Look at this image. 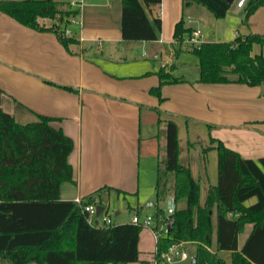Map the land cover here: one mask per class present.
I'll list each match as a JSON object with an SVG mask.
<instances>
[{
	"label": "crops",
	"instance_id": "0c3cea01",
	"mask_svg": "<svg viewBox=\"0 0 264 264\" xmlns=\"http://www.w3.org/2000/svg\"><path fill=\"white\" fill-rule=\"evenodd\" d=\"M57 1L79 9L61 24L65 35L76 40L68 48L55 32L35 30L0 10V107L20 123L36 121L40 115L54 117L52 124L73 139L69 162L74 181L62 184L63 199L87 197L109 185L127 193L94 196L106 210L111 211L112 200L119 198L132 202V214L140 209L143 212L150 202L154 205L170 119L178 126L179 160L190 167L199 182L202 205L210 187L218 183V150L213 138L244 157L264 156V83L200 82L199 58L191 52L192 44L187 40L179 44L174 37L175 24L182 17L187 26L201 32L200 41H231L238 35L264 34V6L245 22L239 0L224 18H216L202 5L162 0L147 9L150 17L162 19L160 37L125 40L121 32L122 0ZM76 1L78 5L73 4ZM42 21L48 26L54 22ZM260 53L264 54V45L254 44L251 54ZM161 69L185 79L165 84L162 100L150 91L159 84ZM194 131L203 136L198 138ZM173 178L169 173L165 198L172 196L174 202ZM256 201L253 196L245 204ZM122 211L118 208L117 215ZM212 218L216 251L215 210ZM144 228L152 232L154 245L144 248L140 233V260L149 263L156 238L150 227ZM252 229L253 224L247 223L239 234L240 249ZM218 253L230 260V251Z\"/></svg>",
	"mask_w": 264,
	"mask_h": 264
},
{
	"label": "trees",
	"instance_id": "16d2710c",
	"mask_svg": "<svg viewBox=\"0 0 264 264\" xmlns=\"http://www.w3.org/2000/svg\"><path fill=\"white\" fill-rule=\"evenodd\" d=\"M162 0H122L121 32L125 40H155L162 31L160 16L150 17L148 8ZM235 0H183L185 5L205 6L216 18H224ZM264 0H245L243 20ZM0 10L21 24L38 31H53L68 48L75 38L65 35L61 24L67 11L57 0H0ZM52 19V25L42 20ZM194 28L182 17L175 24L174 37L181 44L192 37ZM254 44L264 45V34L238 35L231 41H202L191 45L199 58L200 77L204 83L238 82L249 86L264 83V54L252 55ZM180 48L176 49V55ZM230 74L237 77L232 78ZM159 84L151 92L162 100L165 84L183 82L171 71H159ZM73 89L70 86H64ZM56 118L40 115L38 120L20 123L0 107V264H127L139 262L140 233L144 228L131 221L111 226H94L73 199L61 197L64 182H73L69 155L73 139L52 122ZM166 155L156 181L154 230L159 232V251L174 243L195 242L194 264H264V156L247 158L212 139L218 150V183L210 187L204 205L200 203V184L190 167L179 160L178 126L168 120ZM173 174L175 209L167 215L161 205L168 193V174ZM105 192L125 191L105 185L85 197ZM127 193V192H125ZM257 201L249 206L245 201ZM216 211V245L213 251V212ZM142 213V210H139ZM174 220L172 228L161 225ZM247 223L253 229L240 249L239 234ZM230 251V260L219 255ZM148 264V261H141ZM191 264V263H188Z\"/></svg>",
	"mask_w": 264,
	"mask_h": 264
},
{
	"label": "built area",
	"instance_id": "2783aa9c",
	"mask_svg": "<svg viewBox=\"0 0 264 264\" xmlns=\"http://www.w3.org/2000/svg\"><path fill=\"white\" fill-rule=\"evenodd\" d=\"M245 0H239V5H243ZM201 32L199 30H194L192 33V37L188 38L187 41L191 44L198 45L202 41H200ZM82 208V210L87 214L88 221L94 226H111L113 225L112 221V212L106 210V207L103 206V210L98 213L97 206L102 205L101 202L94 200L92 203H85V197L78 196L74 198ZM175 207L171 206L167 209V215L174 212ZM131 222L135 224H140L143 227H150L153 230V233L156 238V242L159 237V232L154 230V214H146L142 216L139 211H136L132 214ZM169 222H165L161 225L162 231L166 232L168 230ZM187 242H179L174 243L168 249L164 251H159L157 246L155 247V251L153 252V256L150 259L148 264H188L191 263L193 255L189 253L186 248Z\"/></svg>",
	"mask_w": 264,
	"mask_h": 264
},
{
	"label": "rangeland",
	"instance_id": "374dc122",
	"mask_svg": "<svg viewBox=\"0 0 264 264\" xmlns=\"http://www.w3.org/2000/svg\"><path fill=\"white\" fill-rule=\"evenodd\" d=\"M73 4L78 5V2L76 1ZM71 6L72 5L70 3H68V4L64 3L62 7L67 11H72ZM70 15H73V13L66 14L65 17H69ZM79 18H81V17H79ZM196 129H199V127H197ZM194 134H195V136H198V138H201L203 136L200 131H198L197 133H196V131H194L193 135ZM209 140H210V138H209ZM183 156H184V153H183ZM162 164L163 163H160L161 167H163ZM173 203L174 202L172 201V196H168L161 202V205L166 210V208H168L169 206H172ZM129 205L133 206L132 202H130V200H128V199L119 198V199H113L112 200V203L110 205V210L113 211L112 212L113 214L111 217H112V221L114 224L118 223L119 221L128 220L129 218H131V216H132L131 214H132L133 209L130 208L131 206H129ZM118 208H123V211L120 215H116V210ZM144 208H145L144 211L141 213L142 216L146 215L149 212H155L156 208H157V203L154 200V205L144 206ZM143 229H145V228H143ZM143 229L141 231L142 232V234H141L142 245L144 248L149 247L152 249L153 245H154V243H153L154 239H152L153 236H150V235H152V232L148 233V232H146V229L145 230H143ZM147 231H150V230L148 229ZM187 243H186L187 250L189 251V253L195 255L196 245L187 244ZM211 249L214 250L213 243L211 245ZM222 257H224V256H222ZM224 258L227 260V257H224ZM134 264H142V263L139 261V262H135Z\"/></svg>",
	"mask_w": 264,
	"mask_h": 264
},
{
	"label": "water",
	"instance_id": "95a60500",
	"mask_svg": "<svg viewBox=\"0 0 264 264\" xmlns=\"http://www.w3.org/2000/svg\"><path fill=\"white\" fill-rule=\"evenodd\" d=\"M227 1L231 2V1H233V0H227ZM151 204H152L151 202L148 203V205H151ZM103 208H104V207H103L102 205H98V206H97L98 213H100V212L103 210ZM116 215H117V213H116ZM173 223H174V220L171 219V220L169 221V225H168V228H169V229L172 228ZM196 259H197V257L194 255V256L192 257L191 264H194L195 261H196Z\"/></svg>",
	"mask_w": 264,
	"mask_h": 264
}]
</instances>
